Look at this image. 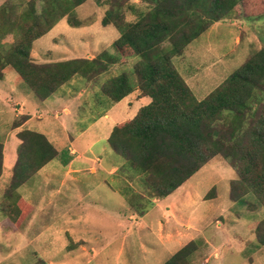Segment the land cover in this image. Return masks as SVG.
Segmentation results:
<instances>
[{"label": "rangeland", "instance_id": "obj_1", "mask_svg": "<svg viewBox=\"0 0 264 264\" xmlns=\"http://www.w3.org/2000/svg\"><path fill=\"white\" fill-rule=\"evenodd\" d=\"M16 2L14 20L22 18L31 3L39 10L42 6L41 0ZM125 2L145 6L140 0ZM110 6L95 0L77 6L82 25L73 27L63 17L35 42L34 60L57 59L55 53L62 58L66 51L67 56H86L107 49L118 55L112 42L119 31L101 22ZM241 16L237 12L216 22L187 46L182 57L174 58L199 100L264 46V16L257 20ZM125 17L131 21L135 14L128 9ZM6 40H12L11 35ZM137 60L131 57L125 65L113 64L96 83L78 76L60 88L58 97L55 93L44 102L13 68L5 69L0 79V143L14 148L16 156L19 140L13 128L19 130L25 123L22 128L48 136L59 154L10 197L15 199L19 193L30 203L25 202V209L19 205L25 214L21 224L10 223L0 208V264H163L189 243L197 247L190 255L191 264H264V244L254 228L264 220V205L253 192L233 199L231 185L237 171L221 154L162 199L154 197L139 173L121 170L125 162L107 138L116 124L133 118L148 104L149 97L137 99L133 93L113 104L102 88L110 78L127 71L135 92ZM72 147L76 152L71 153ZM64 158L69 160L64 163ZM111 167L119 170L110 173ZM12 173V165L5 160L0 205ZM171 207L164 226V211Z\"/></svg>", "mask_w": 264, "mask_h": 264}, {"label": "trees", "instance_id": "obj_2", "mask_svg": "<svg viewBox=\"0 0 264 264\" xmlns=\"http://www.w3.org/2000/svg\"><path fill=\"white\" fill-rule=\"evenodd\" d=\"M13 1L0 5V79L7 67L13 68L18 79L44 101L77 76L96 83L113 64L125 65L129 58L137 57L133 72L139 95L151 101L133 118L116 124L107 139L125 162L121 170L139 173L154 197L162 199L221 154L237 171V180L231 185L233 199L253 192L264 205V46L201 100L173 62L216 22L237 12L240 19L262 18L264 0H140L143 7L126 5L125 0H95L111 4L101 22L119 30L113 42L118 55L103 50L93 59L50 63L34 60V41L65 16L71 26H81L75 8L87 0H41L40 10L31 3L17 20L12 19L17 3ZM128 9L135 14L131 21L125 17ZM8 35L12 38L9 42ZM134 90L127 71L110 78L102 88L112 103ZM17 135L20 144L13 179L6 190L8 197L59 154L42 132L24 129ZM3 150L0 143V175ZM66 159H62L64 163ZM7 212L15 221V208ZM254 228L258 241L264 244V220ZM196 249L189 243L163 264H191L190 255Z\"/></svg>", "mask_w": 264, "mask_h": 264}, {"label": "crops", "instance_id": "obj_3", "mask_svg": "<svg viewBox=\"0 0 264 264\" xmlns=\"http://www.w3.org/2000/svg\"><path fill=\"white\" fill-rule=\"evenodd\" d=\"M5 2V1H4ZM3 2V3H4ZM109 26V25H108ZM118 30V29H117ZM119 31V30H118ZM50 32V31H49ZM47 34V33H46ZM119 35H120V32H119ZM119 35L117 36V38L119 37ZM44 36V35H43ZM41 38H42V36L40 37V38H38L37 40H35L34 41V44L33 45H35L36 43L35 42H38L39 40H41ZM116 38V39H117ZM115 39V40H116ZM114 40V41H115ZM237 40L239 41H241V37L239 38H237ZM113 41V42H114ZM113 42H112V46H113ZM103 50H107V49H103ZM102 50V51H103ZM101 51V52H102ZM64 53V52H63ZM100 52H97V53H95V54H89V55H86V56H77V55H73V56H67V54H68V51H66L64 54L66 55V56H63L62 55V58H60V56L57 54V53H55L56 54V57H58L57 59H53V60H47V61H44V62H40V63H50V62H56V61H61V60H68V59H73V58H88V59H93L96 55H98ZM39 62V61H38ZM78 77V76H77ZM77 77H75L74 79H72V81L73 80H76V78ZM71 81V82H72ZM70 82V83H71ZM65 85V84H64ZM63 86V85H62ZM61 86V87H62ZM60 87V88H61ZM60 88L58 89V91L57 92H55L56 93V97H58L59 96V94L60 93H58L59 92V90H60ZM54 93V94H55ZM133 93H136L137 95V99H138V97L140 96L139 95V93H140V91H139V89H138V87H137V89H136V91L135 92H132L131 94H129V95H127L126 97H124L122 100H128L129 98H130V96L133 94ZM54 94H53V96H54ZM53 96H50V97H48L47 99H45L44 101H46V100H48V99H50L51 97H53ZM55 97V96H54ZM141 97V96H140ZM144 97H147V96H144ZM122 100H120V101H122ZM44 101H42V102H44ZM119 101V102H120ZM148 101L150 102L151 101V98L149 97V99H148ZM119 102H116V103H119ZM148 102V103H149ZM128 103V102H127ZM114 104V103H113ZM142 107V106H141ZM21 108V106L20 107H18V108H16V109H20ZM125 108L127 109V104H125ZM140 109V108H139ZM138 112V111H137ZM136 115V114H135ZM20 116V115H19ZM19 116H17V117H19ZM22 116V115H21ZM131 119V118H130ZM128 120V119H127ZM119 124V123H118ZM25 125V123L22 125V127ZM21 126H20V128L21 129H16V128H13V129H15L16 130V132H17V134L21 131V130H24V129H26V128H22ZM113 129V128H112ZM31 130V129H30ZM112 131V130H111ZM38 132H40V131H38ZM43 133V132H42ZM111 133V132H110ZM16 134V137L18 138V135ZM47 138H48V136H47ZM108 139V138H107ZM18 140H19V143H18V145H17V149H16V156H15V153H14V148H12V147H10V149H8L7 147H6V144L5 143H3V145H4V150H3V153H4V162H3V169H4V165H5V160H7V162H8V164L11 166L12 165V167H13V173H12V179H13V175H14V165H15V163H16V160H17V156H18V146H19V144H20V139L18 138ZM50 140V139H49ZM51 141V140H50ZM9 143V142H8ZM72 152H76V150L72 147L71 148V153ZM8 157V158H7ZM10 158V159H9ZM48 164V163H47ZM45 166V165H44ZM43 166V167H44ZM118 170V167H111V170H110V173H116V171ZM92 171H95V168H93L92 169ZM2 174H3V171H2V173H1V175H0V177L2 176ZM36 174V173H35ZM34 174V175H35ZM196 174V173H195ZM194 174V175H195ZM33 175V176H34ZM193 175V176H194ZM192 176V177H193ZM191 177V178H192ZM33 178V177H32ZM32 178H31V180H32ZM190 178V179H191ZM12 179H11V182H12ZM189 179V180H190ZM31 180L30 181H28L26 184H28V183H30L31 182ZM188 180V181H189ZM10 182V183H11ZM186 183V182H185ZM184 183V184H185ZM183 184V185H184ZM10 185V184H9ZM9 185L6 187V189L4 190V199L2 200V204L0 205V208H1V210L4 212V215L6 216V218H8L9 219V222L10 223H12L13 221L11 220V218H10V215H9V213L7 212L8 210H10L11 208H15V217H16V222H17V224L19 225V224H21L22 223V220H23V217L25 216V214L24 213H18V212H20L19 210H17V207L16 206H18V208H19V205H22L23 207H24V209L27 207L26 206V203H28L19 193V198L17 197V195L15 196V199H11L10 197H8L7 195H6V190L8 189V187H9ZM25 185V184H24ZM22 186V185H21ZM20 186V187H21ZM181 187V186H180ZM179 187V188H180ZM19 188V187H18ZM178 189V188H177ZM176 189V190H177ZM175 190V191H176ZM174 191V192H175ZM16 192H18L17 191V189H16ZM173 192V193H174ZM172 193V194H173ZM171 195V194H170ZM169 196V195H168ZM8 200H9V202H8ZM26 202V203H25ZM28 204H30V203H28ZM15 205V206H14ZM20 210H21V208H19ZM171 209V210H170ZM23 212V211H22ZM172 213V207L171 208H167L165 211H164V218H163V223H164V226H166V224H165V222H167V220H168V217H169V214H171ZM20 216V220L18 221L17 220V218ZM19 219V218H18ZM9 223V224H10ZM163 223L161 222V225H163ZM176 225V224H175ZM159 227H160V222H159ZM169 233H172V232H169ZM167 237H169V235L167 234Z\"/></svg>", "mask_w": 264, "mask_h": 264}]
</instances>
